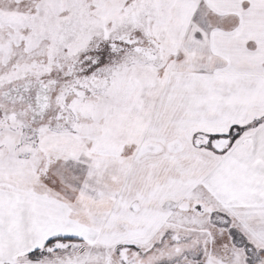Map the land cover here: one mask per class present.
<instances>
[{"label": "snow or ice", "instance_id": "snow-or-ice-1", "mask_svg": "<svg viewBox=\"0 0 264 264\" xmlns=\"http://www.w3.org/2000/svg\"><path fill=\"white\" fill-rule=\"evenodd\" d=\"M0 264H264V0H0Z\"/></svg>", "mask_w": 264, "mask_h": 264}]
</instances>
